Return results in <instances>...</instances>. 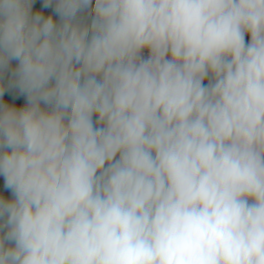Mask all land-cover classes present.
<instances>
[{
	"label": "clouds",
	"instance_id": "clouds-1",
	"mask_svg": "<svg viewBox=\"0 0 264 264\" xmlns=\"http://www.w3.org/2000/svg\"><path fill=\"white\" fill-rule=\"evenodd\" d=\"M0 264H264V0H0Z\"/></svg>",
	"mask_w": 264,
	"mask_h": 264
}]
</instances>
